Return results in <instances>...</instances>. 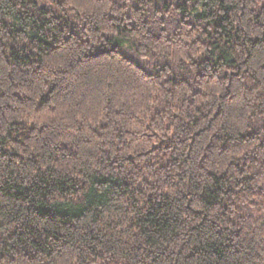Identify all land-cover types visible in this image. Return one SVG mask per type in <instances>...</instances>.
Listing matches in <instances>:
<instances>
[{"label": "trees", "instance_id": "16d2710c", "mask_svg": "<svg viewBox=\"0 0 264 264\" xmlns=\"http://www.w3.org/2000/svg\"><path fill=\"white\" fill-rule=\"evenodd\" d=\"M0 264H264V0H0Z\"/></svg>", "mask_w": 264, "mask_h": 264}]
</instances>
